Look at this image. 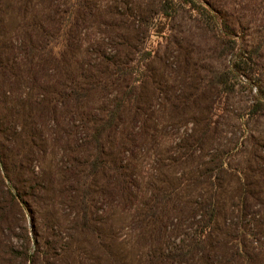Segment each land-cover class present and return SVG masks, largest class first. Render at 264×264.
<instances>
[{"label":"rangeland","instance_id":"rangeland-1","mask_svg":"<svg viewBox=\"0 0 264 264\" xmlns=\"http://www.w3.org/2000/svg\"><path fill=\"white\" fill-rule=\"evenodd\" d=\"M165 1L87 0V13L77 14L80 30L74 49V27L66 28L71 22L74 25V0H0L5 23L0 39L6 40L11 59H19L17 69L29 66L20 86L8 88L9 105L32 111V121L38 125L34 146H28L27 151L12 131L30 123L13 115L5 126L2 143L10 149L8 164L24 182L29 209L10 201L1 175L0 222L2 211L7 222L0 224V264H21V255L37 245V264H151V257L167 256L193 238L199 212L193 209L196 203L206 205L213 193L221 202L214 240L219 237L227 244L254 230L257 240L245 241V252L251 264H264V109L256 116H246L245 125L241 123V116L254 103L256 92L251 89L264 92V0H207L217 11L213 15L220 18L217 26L179 1L175 21H166L160 11ZM71 11L72 20L67 21L64 17ZM152 19L166 25L167 35L173 37L169 44L152 32ZM220 30L229 31V36L223 37ZM66 41L70 48L65 53L69 54L62 59ZM154 44L160 52L151 65L145 92L139 95L140 113L134 112L135 120L132 113L124 115L122 124L128 135L117 133L111 144L114 159L129 150L126 157L135 177L137 199H127L121 193L113 194V183L105 171L90 176V152L83 146L85 132L74 117V104L63 103L58 97L61 88H52L59 74L74 70L78 50L84 61H89L88 49L95 56L105 51L108 59L128 65V58L141 57ZM258 45L262 50L254 55L250 51ZM53 48L54 53L49 54ZM240 49L249 52L246 64L236 60ZM96 65L92 67L97 69ZM238 66L243 69L239 76ZM105 77H111L109 72ZM224 80L226 84H222ZM210 81L212 100L218 107L216 126L202 140L201 150H191L204 134L205 102L196 93ZM45 83L50 85L46 92ZM112 85L114 91L119 89L120 85ZM216 91L222 92L221 100ZM113 95L100 91L96 108L102 104L105 110L113 105ZM21 96L39 100L41 110L37 105L31 107L29 100L24 106L18 104ZM237 142L243 145L240 151L225 153ZM222 154L230 169L240 171L249 184L243 212L238 202L239 180L220 174ZM25 155L28 161H24ZM29 171L42 180L40 186L31 183ZM212 183L216 190L210 189ZM77 197L90 202L91 229L84 231L79 225L82 210ZM244 216L247 219L237 226ZM219 248L215 251L221 255L214 264H245L230 260L233 244ZM171 263L203 264V260Z\"/></svg>","mask_w":264,"mask_h":264},{"label":"trees","instance_id":"trees-1","mask_svg":"<svg viewBox=\"0 0 264 264\" xmlns=\"http://www.w3.org/2000/svg\"><path fill=\"white\" fill-rule=\"evenodd\" d=\"M86 1L87 0H74V25L73 22H71L66 26V28L71 29L72 27H74V49L76 34L80 30L77 14L82 13V11H85V13H87L88 5L86 4ZM178 1L186 6H189L191 9H193V11H196L199 17L209 18V20H211V22L215 26H217L218 21H220L219 17L213 15V12L217 11H215L213 5H211L207 0H166L165 3H163V5L161 6L160 10L161 16L164 20L170 22L175 21L176 4ZM72 15L73 13L71 11L64 18H66L67 21H70L72 20ZM2 23L5 24L3 17H1L0 15V32L3 28ZM145 24L149 25V22ZM151 25L153 30L152 32L156 34V37L166 41L165 44H169L171 40H173L171 34L167 35L166 25L162 24L161 21L155 22V19H152ZM220 31L222 32L223 37H228L230 34V30ZM66 34H68V32ZM5 41H2L0 39V84H4V82H6V85H0V99L3 100L0 104V176H4H1V182L4 185L10 201L19 207L20 205L21 207H23L24 204V207L29 209L28 203L24 200V198L26 197L24 193L25 190L23 189L24 182L22 181V179L18 178L15 171L10 168L8 164L11 161L10 157L8 156L10 149L4 143H2V140L4 130L6 129L5 126L8 123V119L13 115H17L16 117L22 119L23 123H30L28 126H24V128L23 126L20 128L16 127L12 131L14 132V134H18V139L21 142V148L27 151L29 149L28 146H34L33 139L36 138L38 125L35 124L36 122L32 121V111H27L25 110V108L19 107L18 105H9V102L12 99H10L9 97L11 93L10 91H8V88H11V86H20L21 82L25 79V74L26 72H28L29 66L25 67L24 69L22 67L17 69V61L19 59L17 61L11 59V52H8V46ZM157 45L163 46V43L158 42ZM157 45L154 44L152 50L145 51L141 55V57L139 56L137 59L133 58L130 60L128 58V65H120L116 63V59H108L106 57L107 53L105 51L101 53L97 52V56H95L94 53H91L90 50L86 49V55L89 61H84L85 58L80 57L79 50L77 51V53H75L74 51V70L64 75L59 74V79H55L56 84L52 88V90L61 88L58 97H60L64 101L63 103L70 102L74 104V117L77 118L80 123H82V128H80V130L84 129L85 132L83 146H86L90 152V176L97 177L99 174L105 171V175H109L110 181H112L113 183V194L119 195L121 193L122 195H125L127 199L136 198L133 189L137 188V185L134 181L135 177H133V174L130 172L131 165L127 162L126 156L129 153V150L124 149L120 154L121 157L119 158V160L114 159L112 158L111 144L114 143V136L117 133L125 134L126 136L128 135V130H126L127 127L122 124L124 115L132 113V119L135 120L134 112L135 115L140 113V109L138 107L140 99L139 95L145 92L148 81L152 76V73L150 72L151 65L156 59L157 54L160 52ZM69 48L70 45L68 41H66V43L63 44L62 51L60 52L62 59H65V57L69 54L68 53L66 55L65 53L69 50ZM81 48H84L83 45L81 46ZM261 50V45H258L250 52L255 55L259 54ZM52 52L54 53V48L48 51L49 54ZM102 54V59H98V57ZM94 56L96 58H94ZM248 56L249 52L246 49H240L239 53L236 55V60L240 64H246ZM97 61L103 62L96 65ZM94 65L97 66V69H95V67H92ZM236 71L238 76L243 73V69L239 66L236 67ZM108 72L111 77H109V79H106L105 76ZM109 80L112 81V83H110ZM114 83L120 85L119 89L116 91H114L115 87L112 85ZM222 84H226L225 80L222 82ZM3 86L6 87V90H4V88L2 89ZM49 86L50 85L48 83L44 84V92L47 91ZM67 89L70 90L69 93ZM100 91L103 92V94H105L106 92H109V95L111 93L114 94L112 96L113 105H111L109 108H106L105 110L102 108L100 100L99 103L101 104V106L99 108H96L97 101L96 103H94L96 99L100 98ZM251 91L256 92V95L254 98V103L249 107L245 116H241V123L243 125L247 123V121L245 120L246 116H256L264 109L263 90L261 88H258L254 91L252 88ZM214 94L220 100L222 99V92L216 91V93ZM141 96L143 97V95ZM191 96L192 98L195 97V95ZM196 96H198L200 100H203L205 102V111L202 115L204 121V134L202 135V137H200V140L198 139L196 141V144L198 146L194 144L190 147L191 150H201L202 146L199 147V145L203 143L202 140L206 139L214 130L216 126L214 117L216 116L215 113L216 109L218 108L215 107V101L212 100L213 91L211 88V81L209 85L202 84L199 87ZM28 100L29 104H31V107H35L37 105L38 111L41 110V107L43 105L42 103L39 104V100L37 99L35 100V102H33L30 101V99H25L24 96H21L18 99V104L21 103L22 106H24ZM91 104H93L94 106L92 107ZM100 109L101 113L97 114ZM76 125V119H74V126ZM26 128L29 129L28 132L27 130H25ZM74 128L77 129L78 127ZM242 146L243 145H239V142H237L231 149L225 151V153L230 155L233 152L240 151ZM108 157L110 158V160L108 159ZM24 158V161L29 160L26 155L24 156ZM30 164L29 170L31 168ZM219 165L220 174L221 172H224L239 180L240 195L238 202L240 210L241 212H243L247 207L248 195H250L249 184L247 183L246 179H244L243 174L240 171L236 169H230L229 163L227 162L224 154L220 156ZM28 176L31 180V183L35 185L34 187L38 185L40 186V181L42 182V180L39 181V178L36 179L34 171H29ZM6 182H8V184H6ZM214 184L215 183L209 184L211 186V190L214 188V190L217 189V187H215L216 185ZM212 196L213 197L209 198L210 200L206 205L203 203H196V207L193 209L199 211L198 213H200V215L198 213L195 214L197 226L194 231L193 238H189L187 240L188 243L186 241H183L180 245L175 247L174 251L170 252L167 256L160 254L159 256H157V260H155V256L151 257V264H172V261H190L191 259L198 257L199 259L203 260V264H214L218 262L219 256L221 255L219 251L215 250H217V248L219 247H227V245L229 246V244H233V246L235 247L234 253L232 251L233 256H231V261L235 262L237 260H240L245 264H251V257L246 254L244 244L245 241L250 242L257 240V233H255L254 230H248L247 232L243 233L242 238L233 239L227 244L220 241L219 237L215 241V230L221 216V202L217 199L218 195L213 193ZM78 204L82 210V217L79 225H81V228L84 231L86 229H91L92 216L90 214L91 205L89 200L80 198L78 199ZM261 205H264V200ZM155 207L157 209L159 208L158 205H156ZM4 213L5 212L2 211V221L0 222V224L3 223V221H6ZM245 219H247L246 216H244V219L241 218L237 226L245 221ZM36 240L37 239H33L34 243L37 245ZM212 244H216L217 247H215V249L209 247ZM37 247V249H32L30 247L27 252L25 251V253L21 255V264L22 261L23 264H37V254L39 255L40 253L39 246L37 245Z\"/></svg>","mask_w":264,"mask_h":264}]
</instances>
